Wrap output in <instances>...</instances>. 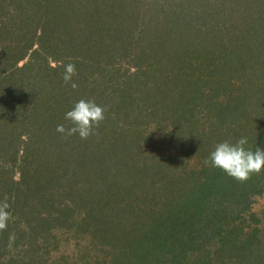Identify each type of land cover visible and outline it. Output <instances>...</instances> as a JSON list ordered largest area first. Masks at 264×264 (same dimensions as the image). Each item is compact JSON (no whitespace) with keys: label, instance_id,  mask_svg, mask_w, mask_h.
<instances>
[{"label":"trees","instance_id":"trees-1","mask_svg":"<svg viewBox=\"0 0 264 264\" xmlns=\"http://www.w3.org/2000/svg\"><path fill=\"white\" fill-rule=\"evenodd\" d=\"M129 3L0 0V264H67L53 223L92 235L83 264H264V172L205 163L225 140L264 149V0H156L146 23ZM82 98L106 118L64 137Z\"/></svg>","mask_w":264,"mask_h":264},{"label":"clouds","instance_id":"clouds-1","mask_svg":"<svg viewBox=\"0 0 264 264\" xmlns=\"http://www.w3.org/2000/svg\"><path fill=\"white\" fill-rule=\"evenodd\" d=\"M63 67L64 83L73 89L77 88L78 84L73 80V77L77 75L76 65L68 63ZM105 112L104 106L98 105L94 100L82 98L65 113L64 118L70 122L71 126L65 127L59 124L56 131L64 137L78 135L80 139L86 140L95 134V130L105 120ZM247 143L246 137L239 138L235 143L227 140L220 142L205 163L210 162L212 167L219 168L234 180L244 183L254 174L259 175L264 172V149L258 147L253 152L245 147ZM9 207L6 200L0 202V232L7 229L8 222L12 219L11 212L7 210Z\"/></svg>","mask_w":264,"mask_h":264},{"label":"rangeland","instance_id":"rangeland-1","mask_svg":"<svg viewBox=\"0 0 264 264\" xmlns=\"http://www.w3.org/2000/svg\"><path fill=\"white\" fill-rule=\"evenodd\" d=\"M155 1L156 0H126V3L130 2V5L134 2H138L140 6H137V10H135L134 4H132L130 8V14L133 15V19L135 16H137V18L139 19L140 15H142L140 23H146L147 21L150 22L153 19H151V15H153L152 11ZM163 138L164 137L162 134L155 133L154 141L150 143L153 144V146L159 145ZM253 208L258 214L259 218L262 220V224L260 225L264 230V193L254 199ZM69 209H71V207ZM32 219L37 220V218ZM46 225L47 223L45 222V226ZM55 225L56 223H53V225H51L53 229L51 231L48 230L49 234H46L47 240L48 242H50V245H48V247H53V251L50 254V258H52V260H56L58 257H63L64 260H66L67 264H83L82 259L78 256L82 253L81 250H85L90 253L95 252V247H93V244L89 243V240H91L92 237L91 234L80 232L81 234L74 237L73 234H75V232H73L72 230H68L69 228H67L66 230L64 228L58 229L55 227ZM81 235L84 237H82ZM53 240H59V242H57L56 244Z\"/></svg>","mask_w":264,"mask_h":264}]
</instances>
